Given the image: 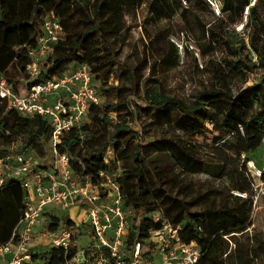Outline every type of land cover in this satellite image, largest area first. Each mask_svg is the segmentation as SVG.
<instances>
[{"label":"trees","instance_id":"1","mask_svg":"<svg viewBox=\"0 0 264 264\" xmlns=\"http://www.w3.org/2000/svg\"><path fill=\"white\" fill-rule=\"evenodd\" d=\"M183 1L198 8H212L207 0H155L151 5L152 16L161 19L167 14H175L177 9L184 11ZM140 2L0 0V42L7 48L0 52V75L15 86L18 79L27 80L25 69L29 62L28 50L36 48L43 22L54 13L63 24V38L56 45L52 56L43 61L40 78L36 81L60 77L79 64L87 63L91 66L95 81L100 83L98 87L103 105L92 106L83 125L69 132L59 148L61 152L70 154L73 169L83 180L90 178L99 183L101 179L98 175L101 171L113 172L118 165L121 166L123 173L118 182L124 204L136 213L135 223L128 231L129 243L148 238L151 229L160 227V223L152 216L158 212L172 223L181 225V237L185 242L199 243L204 253L199 264H253L256 255L253 247L237 240L236 248L233 250L231 247L233 239L249 231L251 206L247 201L242 200L233 207L219 206L193 211L186 199L191 193L183 195L177 191L180 187L181 190L189 189L190 184L185 182L189 174L206 173L222 178L226 171L225 165L206 160L195 146L175 132L162 133L153 142L143 144L138 138V130L119 123L111 113L118 112L122 104L129 109L128 113L137 121V127H140L143 125L138 122L135 109V105L139 104L150 112L153 125L175 127L189 137H194L203 129L202 125L212 121L211 113L217 108L223 110L230 127L234 125L231 121L246 123L251 113L255 121L264 117V77L260 82L247 85L234 94L223 82L225 76L219 72L217 83H222V86L218 88L213 84L212 89L197 97L195 105L159 94L157 89L150 87V82L179 63V46L162 31L151 37L144 46L143 58L140 60V66L149 69L147 77L143 72L138 73V66L123 62L119 57L120 49L116 48L118 41H122L121 45L125 42L122 40L125 12L134 9ZM263 2L259 0L250 6L251 0H220L221 15L214 14L212 8V18H203L208 27V36L195 42L198 52L203 56L218 49L231 56L225 60L228 69L233 73H244V83L249 81V75L257 65L264 66V21L253 17L258 4ZM175 3L179 8L175 7ZM65 6L70 8L61 16L60 10ZM244 9L251 14L242 29L249 31V46L257 54L258 62L242 56L238 46L229 40L224 27L219 26L224 23V15L240 11L242 18ZM184 51H190V48L184 46ZM114 76L118 83L110 86ZM127 83H130L128 89L131 91L127 101L106 100L103 94V91H108L106 86L122 93L127 89ZM140 88L144 96L138 95ZM255 103L257 109L252 112ZM80 132L86 134L84 141L80 139ZM50 134L48 117L7 110L0 99V148L20 141L30 146L37 157L45 159L49 153ZM109 144L114 145L116 158L106 163L103 155ZM80 162L85 164V170ZM25 198L26 191L19 180H11L0 189V244L11 239L23 216ZM63 219L50 214L46 226L56 229ZM66 219L63 221L67 226L75 225L71 218ZM72 229L82 230L83 227L74 226ZM76 251V248H72L66 255L57 248L42 250L33 254L32 263L29 264H66L75 257Z\"/></svg>","mask_w":264,"mask_h":264},{"label":"built area","instance_id":"2","mask_svg":"<svg viewBox=\"0 0 264 264\" xmlns=\"http://www.w3.org/2000/svg\"><path fill=\"white\" fill-rule=\"evenodd\" d=\"M207 2L221 15L220 0ZM63 34V24L51 13L42 24L36 48L28 50L27 80L17 84L18 88L0 75V99L7 110L46 116L51 125L45 159L20 141L0 148V189L11 180H19L26 191L23 216L11 239L0 244V264H29L34 253L52 248L61 249L66 255L72 248L77 249L75 257L66 264H199L204 255L199 243L185 242L181 225L158 212L152 216L160 227L151 229L148 238L130 244L128 231L135 223L136 213L124 204L118 182L123 173L121 166L113 172L101 171V182L95 183L90 178L81 179L73 169L70 154L61 152L64 137L83 125L92 106L103 105L98 82L87 63L60 77L36 81L43 61L52 56ZM176 44L184 49L183 44ZM80 139L84 141L86 134L80 132ZM115 150L113 144L107 146L103 155L106 163L115 161ZM80 164L85 170V164ZM53 205L62 209L81 205L86 209L83 229L91 235L86 247L79 245L83 229H72L82 227L81 224L67 226L62 220L56 229L46 226L44 216L53 215ZM41 239L39 249L30 247Z\"/></svg>","mask_w":264,"mask_h":264},{"label":"rangeland","instance_id":"3","mask_svg":"<svg viewBox=\"0 0 264 264\" xmlns=\"http://www.w3.org/2000/svg\"><path fill=\"white\" fill-rule=\"evenodd\" d=\"M154 1L141 0L134 9L125 12L124 36L122 37L125 42L121 45L122 41L120 40L116 45V48L120 49V59L133 66H138V73L143 72L147 77L148 67L140 66V60L143 58L142 51L149 39L161 31L165 36H168L169 40L188 46L190 51L179 48V63L155 77L150 82L152 89H157L161 95L175 97L190 105H195L197 97L212 89L213 84H216L218 88L222 86V83H217L219 72L225 76L223 82L231 88L234 94H237L241 88L263 79V65H257L254 72L249 75V81L244 83V73L229 71L225 60L231 56H228L226 52L218 49L207 56L198 52L195 42L207 38L208 27L203 18L207 20L212 18V12H214L212 8H198L183 1L184 11L177 9L175 14H167L161 19H154L151 13V5ZM258 1L251 0L250 6H254ZM174 5L179 8L177 3ZM69 8V6H65L60 10V15L64 16ZM250 14L246 13V9H244L242 18L240 11L224 15V23L219 26L224 27L229 40L238 46L242 56H248L253 59V62H258L257 54L249 46V31L245 28L242 29L247 19H250ZM253 17L264 21V2L258 4ZM4 49H7L6 46L0 42V52L5 51ZM18 81V85H21L24 83V78L18 79ZM117 83V77L114 76L109 85ZM18 85L16 86L20 88ZM98 85H100L99 82ZM126 87L124 92L119 93L106 86L105 89L108 91H103V94L106 100L125 102L131 95V91L128 89L130 83H127ZM138 95L144 96L142 88L138 90ZM135 109L138 113L137 120L143 126L137 127L139 126L137 121L128 113L129 109L122 104L118 112L113 111L111 114L119 123L138 130V138L143 144L153 142L156 136L162 133L175 132L184 141L195 146L206 160L225 165L226 171L222 178H216L206 173L189 174L185 177V182L190 184L189 189L181 190L182 187H180L177 191L183 195L186 192L191 193L186 199L190 202L193 211L219 206L233 207L240 204L242 200L247 201L251 206L249 231L246 235L233 239L231 247L233 250L236 248L235 240L253 247L256 251L253 264H264V117L255 121L251 118L253 114L251 113V117L246 123L231 121L234 125L230 127L227 125L223 110L217 108L215 112L211 113L212 121L202 125L203 129L199 130L196 136L189 137L188 134L175 127L153 125L151 123L152 116L145 107L136 104ZM256 109L257 104L255 103L252 106V112H255ZM52 207L57 216L65 219L69 217L84 227V223L87 221V211L83 206L74 205L67 209L54 205ZM65 219L63 220L65 221ZM90 238L88 230L83 229V233L79 236V245L86 247ZM42 244L43 240L41 239L36 244H30V247L39 249Z\"/></svg>","mask_w":264,"mask_h":264},{"label":"crops","instance_id":"4","mask_svg":"<svg viewBox=\"0 0 264 264\" xmlns=\"http://www.w3.org/2000/svg\"><path fill=\"white\" fill-rule=\"evenodd\" d=\"M52 213H53V215L57 216V215L55 214V211H54V210H53V212H52ZM49 215H50V214H49ZM49 215H48V216H46V215L44 216V220H45V222H47V220H46V219L49 217ZM61 221H62V220H61ZM2 264H3V263H2Z\"/></svg>","mask_w":264,"mask_h":264}]
</instances>
